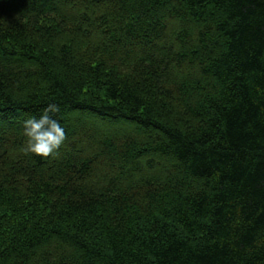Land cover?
<instances>
[{
	"label": "trees",
	"instance_id": "1",
	"mask_svg": "<svg viewBox=\"0 0 264 264\" xmlns=\"http://www.w3.org/2000/svg\"><path fill=\"white\" fill-rule=\"evenodd\" d=\"M0 264H264V0H0Z\"/></svg>",
	"mask_w": 264,
	"mask_h": 264
},
{
	"label": "clouds",
	"instance_id": "2",
	"mask_svg": "<svg viewBox=\"0 0 264 264\" xmlns=\"http://www.w3.org/2000/svg\"><path fill=\"white\" fill-rule=\"evenodd\" d=\"M58 111L54 104L48 105L37 118L32 116L23 122L24 135L28 138V151L47 157L57 151L66 139L65 128L50 113Z\"/></svg>",
	"mask_w": 264,
	"mask_h": 264
},
{
	"label": "bare ground",
	"instance_id": "3",
	"mask_svg": "<svg viewBox=\"0 0 264 264\" xmlns=\"http://www.w3.org/2000/svg\"><path fill=\"white\" fill-rule=\"evenodd\" d=\"M32 209V208H31ZM31 209H30V211H31ZM40 209H42V208H40ZM38 211V210H37ZM42 214V213H41ZM41 214H40V217H41ZM31 217V216H30ZM38 221V220H37Z\"/></svg>",
	"mask_w": 264,
	"mask_h": 264
}]
</instances>
